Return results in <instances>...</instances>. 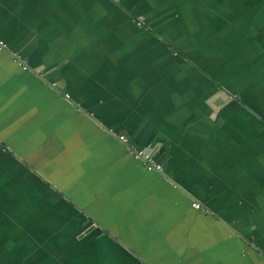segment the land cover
<instances>
[{
  "label": "crops",
  "instance_id": "crops-1",
  "mask_svg": "<svg viewBox=\"0 0 264 264\" xmlns=\"http://www.w3.org/2000/svg\"><path fill=\"white\" fill-rule=\"evenodd\" d=\"M0 40V264H264V0H0Z\"/></svg>",
  "mask_w": 264,
  "mask_h": 264
},
{
  "label": "built area",
  "instance_id": "built-area-1",
  "mask_svg": "<svg viewBox=\"0 0 264 264\" xmlns=\"http://www.w3.org/2000/svg\"><path fill=\"white\" fill-rule=\"evenodd\" d=\"M0 46H5L3 41L0 40ZM68 95V94H65ZM118 140L125 144L130 151V153L136 158L139 159L146 170L154 171V172H161L163 169L162 163L157 160L151 150L138 148L133 144H130L128 138L125 134H118ZM192 206L195 208H200L199 202H192Z\"/></svg>",
  "mask_w": 264,
  "mask_h": 264
},
{
  "label": "water",
  "instance_id": "water-1",
  "mask_svg": "<svg viewBox=\"0 0 264 264\" xmlns=\"http://www.w3.org/2000/svg\"><path fill=\"white\" fill-rule=\"evenodd\" d=\"M125 145V144H124ZM126 146V145H125ZM127 147V146H126ZM134 157V156H133ZM135 158V157H134ZM136 159V158H135ZM137 160H139V159H137ZM160 172V171H159ZM160 173H162V172H160ZM92 227H94V224L93 225H90L89 227H87V228H85V230L83 231V234H85V233H88L91 229H92ZM108 234H111L110 232H108ZM112 236H113V234H111Z\"/></svg>",
  "mask_w": 264,
  "mask_h": 264
},
{
  "label": "rangeland",
  "instance_id": "rangeland-1",
  "mask_svg": "<svg viewBox=\"0 0 264 264\" xmlns=\"http://www.w3.org/2000/svg\"><path fill=\"white\" fill-rule=\"evenodd\" d=\"M53 85V84H52ZM58 185H60V186H57V187H61V184H58ZM56 187V186H55Z\"/></svg>",
  "mask_w": 264,
  "mask_h": 264
}]
</instances>
